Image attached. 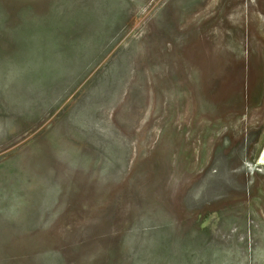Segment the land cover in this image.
<instances>
[{
    "label": "rangeland",
    "instance_id": "1",
    "mask_svg": "<svg viewBox=\"0 0 264 264\" xmlns=\"http://www.w3.org/2000/svg\"><path fill=\"white\" fill-rule=\"evenodd\" d=\"M264 0H0V264H264Z\"/></svg>",
    "mask_w": 264,
    "mask_h": 264
},
{
    "label": "bare ground",
    "instance_id": "2",
    "mask_svg": "<svg viewBox=\"0 0 264 264\" xmlns=\"http://www.w3.org/2000/svg\"><path fill=\"white\" fill-rule=\"evenodd\" d=\"M259 164L262 165L264 167V153L262 154V156L259 159Z\"/></svg>",
    "mask_w": 264,
    "mask_h": 264
},
{
    "label": "water",
    "instance_id": "3",
    "mask_svg": "<svg viewBox=\"0 0 264 264\" xmlns=\"http://www.w3.org/2000/svg\"><path fill=\"white\" fill-rule=\"evenodd\" d=\"M263 153H264V144H263V147H262V149L260 151V154H259V157H258V161H259V159H260V157L262 156Z\"/></svg>",
    "mask_w": 264,
    "mask_h": 264
}]
</instances>
